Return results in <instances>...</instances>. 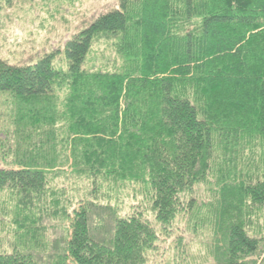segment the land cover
<instances>
[{"label":"trees","instance_id":"obj_1","mask_svg":"<svg viewBox=\"0 0 264 264\" xmlns=\"http://www.w3.org/2000/svg\"><path fill=\"white\" fill-rule=\"evenodd\" d=\"M101 37L112 70L86 67ZM263 145L264 0H118L60 50L0 59V264H167L178 224L208 264H264Z\"/></svg>","mask_w":264,"mask_h":264},{"label":"rangeland","instance_id":"obj_2","mask_svg":"<svg viewBox=\"0 0 264 264\" xmlns=\"http://www.w3.org/2000/svg\"><path fill=\"white\" fill-rule=\"evenodd\" d=\"M117 4L118 0H1L0 59L11 65L33 63L44 53L60 50L68 39L86 27L96 16L115 8ZM112 40L101 37L93 43L87 58L86 67L88 69L103 68L112 70L114 68L115 54L110 48ZM55 63L60 67L62 66L59 59H56ZM260 148L258 154L255 153L256 155L251 150H247L245 153L246 161L252 162V166H250L252 167L254 179L257 176L264 177V145ZM3 154H6V157L4 161H0V169L9 167L5 161H7V156L10 159V152L4 149ZM0 158H2V154H0ZM55 183H51L49 187L58 190L60 185L63 184L62 191H64L63 177L57 179ZM84 188H86L85 180L79 177L71 178L72 191L70 192V188H68L69 191H66L70 193L72 200L65 204L66 209L73 205L74 197L80 195ZM197 196L199 202H205L209 197L208 190L198 189ZM15 200V196L9 192L0 194V212L7 209L9 211L13 210ZM32 201L35 204L33 199ZM122 203L123 207L121 208L124 213L132 212L127 193L124 195ZM32 212L37 214V210L33 209ZM9 214L8 220L13 217L12 213ZM44 220L46 219L44 218ZM11 222L4 224L6 231L14 227ZM260 222L261 214L258 213L257 222L254 224L259 226ZM179 223H182V221ZM182 226L186 227L185 224H178L171 238L163 242L165 243L163 249L167 248L169 250L170 257L167 264H208L209 258L205 246L207 236L205 232L201 229H191V227L183 230ZM36 228L39 237L43 231H39L40 227ZM190 229L193 230L192 233L189 232ZM43 230L46 231V229ZM56 235L54 234L53 237ZM175 236L177 239L174 240ZM160 264H162L161 261Z\"/></svg>","mask_w":264,"mask_h":264}]
</instances>
